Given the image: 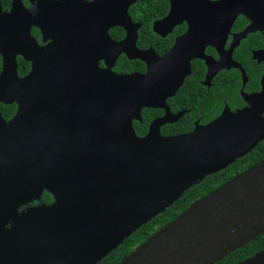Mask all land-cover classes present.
<instances>
[{
    "label": "water",
    "instance_id": "water-1",
    "mask_svg": "<svg viewBox=\"0 0 264 264\" xmlns=\"http://www.w3.org/2000/svg\"><path fill=\"white\" fill-rule=\"evenodd\" d=\"M89 5L104 11L102 0ZM19 14L30 13L15 0L9 15L18 20ZM4 16L8 13L0 9ZM135 41L136 32L134 53L142 56ZM34 47L26 31L13 48L2 51L0 101H16L18 110L9 123L0 115V264H98L242 151L214 161L212 135L222 130V119L188 134L165 137L158 130L139 137L131 112L137 115L155 101L156 93L149 96L147 88L158 85L156 68L128 75L95 68V92L86 90L81 98L82 81L78 73L67 74L56 44L46 53ZM18 54L38 59L22 78ZM122 86L129 106L121 98ZM68 110L77 111V120L69 114L65 124ZM45 190L54 203L17 211ZM10 219L12 226L4 229ZM261 234L264 160L194 200L118 264H216ZM236 264H264V249Z\"/></svg>",
    "mask_w": 264,
    "mask_h": 264
},
{
    "label": "flooded vegetation",
    "instance_id": "flooded-vegetation-1",
    "mask_svg": "<svg viewBox=\"0 0 264 264\" xmlns=\"http://www.w3.org/2000/svg\"><path fill=\"white\" fill-rule=\"evenodd\" d=\"M14 1L0 0V9L8 13L0 17V36L4 35L0 76L2 51L13 48L26 31L42 52L55 44L56 51H62L67 74L78 73L82 81L78 85L81 98L86 90L95 92V68L118 75L146 74L156 68L158 85L147 88L149 96L156 93L155 101L142 106L137 115L131 112L139 137L158 130L165 137L188 134L222 119V130L212 135L214 161L221 162L224 158L220 156L242 149L185 193L214 176L215 183L205 196L264 160V0H102L103 12L86 6L97 0H21L30 14H19L13 20L9 14ZM135 32L142 56L134 53ZM37 47L33 48L36 52ZM37 60L18 54V76L28 75ZM119 90L124 106H129L127 88ZM6 105L13 107L10 113L3 110ZM17 110L16 101H0V115L7 123ZM76 113L68 110L65 124L69 114L76 121ZM54 202V195L45 190L40 199L17 211ZM12 224L10 219L4 229Z\"/></svg>",
    "mask_w": 264,
    "mask_h": 264
},
{
    "label": "trees",
    "instance_id": "trees-1",
    "mask_svg": "<svg viewBox=\"0 0 264 264\" xmlns=\"http://www.w3.org/2000/svg\"><path fill=\"white\" fill-rule=\"evenodd\" d=\"M3 110L10 113L13 110V107L6 105L3 106ZM212 177L214 176L208 177L207 180L202 181L200 184L188 190L180 199L177 200V202L135 231L126 242L120 245L117 250L106 256L99 264H118L124 257L135 250L157 230L186 210L194 200L209 191L211 186L215 183L214 178ZM208 185H210L209 188ZM48 195L49 194H47L46 197L49 198ZM263 248L264 234H261L248 244L240 247L222 260L218 261L216 264H236L238 261L249 257L256 251Z\"/></svg>",
    "mask_w": 264,
    "mask_h": 264
}]
</instances>
